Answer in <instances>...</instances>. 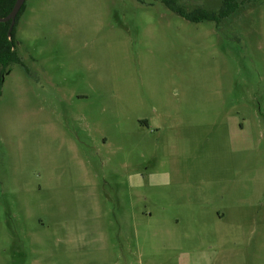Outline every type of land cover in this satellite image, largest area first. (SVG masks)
<instances>
[{
    "label": "rangeland",
    "instance_id": "1",
    "mask_svg": "<svg viewBox=\"0 0 264 264\" xmlns=\"http://www.w3.org/2000/svg\"><path fill=\"white\" fill-rule=\"evenodd\" d=\"M236 4L25 1L0 264H264V0Z\"/></svg>",
    "mask_w": 264,
    "mask_h": 264
},
{
    "label": "trees",
    "instance_id": "2",
    "mask_svg": "<svg viewBox=\"0 0 264 264\" xmlns=\"http://www.w3.org/2000/svg\"><path fill=\"white\" fill-rule=\"evenodd\" d=\"M142 2L143 0H136ZM169 10L173 13L185 18L187 21L192 23H199L202 21H209L218 23L220 20L230 17L237 9L236 1L238 0H224L223 7L217 13H209L207 11L198 9L192 14L186 13L181 8L176 5V0H161ZM16 0H0V18L6 17L12 10ZM25 3L21 7L17 19L24 10ZM15 23V25H16ZM15 25L8 36V29L10 22L0 23V86L2 84V78L4 75L9 74L11 71V66L20 64V60L16 53V42L14 29Z\"/></svg>",
    "mask_w": 264,
    "mask_h": 264
},
{
    "label": "water",
    "instance_id": "3",
    "mask_svg": "<svg viewBox=\"0 0 264 264\" xmlns=\"http://www.w3.org/2000/svg\"><path fill=\"white\" fill-rule=\"evenodd\" d=\"M26 0H16L11 12L4 18H0V23H7L10 22V26L8 29V36L11 34V31L16 23V17L25 3Z\"/></svg>",
    "mask_w": 264,
    "mask_h": 264
}]
</instances>
